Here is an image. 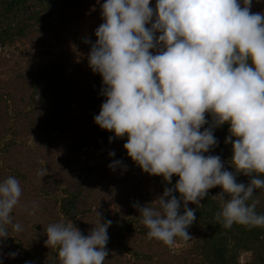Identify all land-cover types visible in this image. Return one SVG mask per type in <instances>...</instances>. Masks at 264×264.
<instances>
[{
	"label": "clouds",
	"instance_id": "clouds-1",
	"mask_svg": "<svg viewBox=\"0 0 264 264\" xmlns=\"http://www.w3.org/2000/svg\"><path fill=\"white\" fill-rule=\"evenodd\" d=\"M150 4L106 0L104 22L88 54L106 97L95 123L115 138L127 136L123 147L145 173L162 176L168 185L179 177L155 200L156 207L133 204L148 238L169 247L176 237L193 239L187 229L196 221V208L188 205H201L217 186L223 191L212 196L221 206L215 219L224 228L264 227V214L256 211L260 201L253 199L257 189L264 190V12L253 13L252 0L243 5L240 0H156L155 9ZM224 124L230 125L225 143L232 145L235 172L219 155H205L219 146L214 130ZM109 168L127 171L122 160ZM239 174L250 182L238 183ZM37 175H47V169ZM21 196L15 177L0 182V238L9 237V226L23 231L11 215ZM37 208L33 202L29 215ZM97 215L99 223L88 235L72 223L46 227L45 245L58 248L61 264H104L112 221Z\"/></svg>",
	"mask_w": 264,
	"mask_h": 264
},
{
	"label": "trees",
	"instance_id": "trees-1",
	"mask_svg": "<svg viewBox=\"0 0 264 264\" xmlns=\"http://www.w3.org/2000/svg\"><path fill=\"white\" fill-rule=\"evenodd\" d=\"M28 1L0 0L1 12L5 17L4 20H6L0 26V45L12 43L18 37L28 35L30 27L36 23V20L40 19V16H38L39 10L27 12L26 16L24 15L25 17L20 16L19 11L26 8ZM37 1L49 5L54 0ZM90 1L65 0L62 4L75 6ZM104 2L106 0H103L102 4ZM155 5L156 0H151L150 7L155 9ZM41 6L43 8V5ZM251 11L257 13L253 9ZM260 12H264V10ZM158 35L159 33H157ZM48 69L49 67H47ZM43 71L45 70L41 69L40 74H33L28 80V89H31L33 97L40 92L42 105H50L54 110L46 108L45 112L39 115L35 112H28L25 119H21L17 112L12 115L9 109H2L0 106V182H3L9 176L15 177L20 182L22 188L21 203L14 208L11 215L13 222L21 224L23 228V231L15 232L9 226V237L7 239L0 238V264H26V262H31V264H61L57 249L45 245L47 240L46 227L49 224L59 222L68 224V221L72 219L73 226H77L80 230L84 228L86 230L84 235H88L90 229L96 224L88 223L89 218L96 214L90 211L91 206L95 202V197L102 196V190L105 189L99 182L101 177L94 178L92 174H84V165L77 156V152L81 150L83 145L88 143L85 144L84 141H79V143L74 142L67 145L64 141L59 142L60 137L54 133L57 128L64 129L66 123L70 121L65 115L66 112L55 111L57 108H62L57 103L75 99L76 104L79 103L80 105L81 103L84 107L92 110L98 102L103 103L106 100V97L101 94L102 76L98 73L93 74V82L96 81V87H93L90 83L81 82L78 84L72 79L63 82L62 80L58 81L55 71L49 72L51 71L49 69L47 71L49 74L47 72L45 74ZM57 73L63 77L60 68ZM7 86H12V83L10 82ZM66 87L67 95L63 98L61 92ZM11 92L12 90L5 89L0 92V95L4 98L3 95L11 94ZM206 119L210 124L211 116L206 115ZM209 124L204 127H209ZM31 125H37L41 133L43 131L46 133L45 136L37 137L34 140L37 142L35 147L38 149L34 154L42 151L41 157L45 160V166L37 161V158L34 159L33 156L25 154V151H28L32 146L28 144L26 138H23V135L32 130ZM99 127L96 124V128ZM229 128V124H224L214 130L219 146L210 150L209 153H205V155H219L225 168L235 172L231 165L232 145L225 143L226 137L229 135ZM203 130L204 128L201 129V131ZM21 132L22 135H20ZM113 133L105 129L100 131V135L105 139ZM234 139L235 137H233ZM56 145L60 148L61 153L56 151L55 155L52 151ZM46 164L48 166L47 175L38 176V170L45 168ZM101 175L105 176L104 173H101ZM153 177L159 186L161 195H163L165 187L175 185L179 179L178 176H173L172 185H168L162 176ZM261 178H264V176H261ZM250 179V177L243 174L237 175L238 183L247 185ZM29 186H32V189L23 191L25 187ZM57 189H60L59 198L46 195L49 191ZM222 191L223 189L217 186L209 190L208 196L201 201V205L196 206L191 202L189 203V208H196V221L187 231L189 235L194 230L200 231L193 239L187 240L185 246L178 252L171 250L162 241L148 238L149 229L141 223V216L137 218L138 211L133 207L136 202L130 200L131 194H129L126 203L121 205V208L117 209L115 214L106 213L107 218L102 220V222L112 221L111 226L108 228L109 242L106 246L109 255L104 264H124V260H121L119 255L122 250L127 249V245L132 242V238L135 241L138 237L137 233H142L146 238L141 239L143 243L139 244L138 247L130 249L131 257L139 259L130 264H264V227L249 228L233 224L231 228H224L215 219L216 213L221 211V206L220 201L212 196ZM175 195L178 198L180 196L178 192ZM225 195L227 196V194ZM253 199H259L260 203L256 211L264 214V190L257 189ZM149 200V206L154 207L152 199ZM55 201L56 203H52ZM33 202L38 204V208L34 215H30L29 219L28 215ZM182 212L183 208L181 209ZM32 223H35L36 230H34V226L32 227ZM16 234L23 236V240L27 243V246H23L22 253H17L12 243V237H15ZM179 238L176 237L175 240ZM155 244L159 246L157 250ZM244 251H249L250 255L242 263L240 256ZM10 253H16L17 255L12 258L9 255Z\"/></svg>",
	"mask_w": 264,
	"mask_h": 264
},
{
	"label": "rangeland",
	"instance_id": "rangeland-1",
	"mask_svg": "<svg viewBox=\"0 0 264 264\" xmlns=\"http://www.w3.org/2000/svg\"><path fill=\"white\" fill-rule=\"evenodd\" d=\"M63 1L65 0H54L48 5L47 3L41 4L37 0H29L26 8L19 11L20 16H26L27 12L32 10H39L38 16H40V19L36 20V23L30 27L28 35L20 36L12 43L0 45V92L5 89L12 90L11 94L3 95L6 100L0 95V106L2 109H9L12 115L17 112L21 119H25L28 112H35L39 115L45 112L46 108L54 110L50 105H42L40 92L33 97L31 89H28V80L33 74H40L41 69L45 70L43 71L45 74L49 69H51L49 72L55 71L58 81L62 80L63 82L72 79L78 84L86 82L96 87V81L93 82V74L95 73L89 67L88 54L91 45L97 40L95 30L104 22L101 14L103 0H91L88 3H80L75 6L63 5ZM240 2L243 5V0H240ZM41 5H43V8ZM251 9L256 12L263 11L264 0H252ZM1 11L2 8H0V26L6 21ZM85 40H90L91 43H85ZM154 53L155 50H153ZM47 67H49L48 70ZM59 68L63 77L57 73ZM10 82L12 86L9 87L7 85ZM101 87H103V84ZM61 93L64 98L67 95V87L63 88ZM70 94L72 95V93ZM57 105L62 108H57L55 111L66 112L65 115L70 120L66 123L64 129H55L54 133L60 137L59 142L64 141L67 145L74 142L79 143V141H84L85 144L88 143L83 145L81 150L77 152V156L84 165V174H92L94 178L101 177L99 182L105 188L102 190V196L95 197V202L92 204L90 211L96 214L92 215L93 219L92 217L89 218L88 223H99L97 212L101 214V221L107 218L106 213L115 214V211L126 203L129 194H131L130 200L138 202L141 206L149 204V199L154 202V207L157 206L158 202L155 200L161 195L159 186L153 175L145 173L128 156L126 149L123 147L124 143L127 142V136L122 139L115 138V133L112 132L114 135H109L105 139L100 135V131L103 129L101 127L96 128L94 116L99 114L102 103L98 102L92 110L84 107L81 103V106L79 103L76 104L75 99L59 102ZM31 127L32 130L23 135V138H26L25 140L32 146L28 151H25V154L33 156L34 159L37 158V161L45 166V160L41 157L42 151L34 154L38 150L35 147L37 142L34 140L37 137L45 136L46 133L44 131L41 133L37 125H31ZM20 135H22V132ZM109 137L114 139L110 142ZM56 151L61 153L57 145L52 153L56 155ZM112 151L115 152L114 157L109 155ZM114 160H122L127 165V171H124L123 168H117L115 171L109 170V164ZM45 168L48 169L47 164ZM101 173H104L105 176ZM30 188L32 189V186L25 187L23 191ZM46 195L59 198L60 189L49 191ZM225 198L227 199L228 196L225 195ZM52 203H56V201ZM28 216L30 219V215ZM137 216L139 218V211ZM68 222L71 223L72 219ZM72 223L74 224V222ZM33 226L36 230L35 223H32ZM199 231L194 230L190 236L194 238ZM81 232L84 234L86 230L83 228ZM137 235L135 241L132 238V242L127 245V249L122 250L119 255L121 260H124V264L135 263L139 260L131 257L130 249L142 244L141 239L146 238V236L142 233H137ZM20 236V234H16L15 237H12V243L17 253H22L23 246L27 244L23 240V236ZM19 237L20 239H18ZM185 244L186 241L179 238L176 240L175 245L169 248L178 252ZM158 247L155 244L156 250ZM55 249L58 251V248ZM249 255V251L242 252L241 262L244 263Z\"/></svg>",
	"mask_w": 264,
	"mask_h": 264
}]
</instances>
